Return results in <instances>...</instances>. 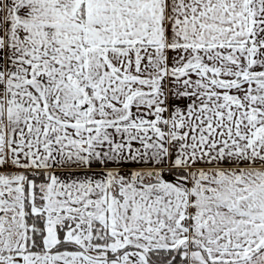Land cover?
Masks as SVG:
<instances>
[{
  "label": "snow or ice",
  "instance_id": "obj_1",
  "mask_svg": "<svg viewBox=\"0 0 264 264\" xmlns=\"http://www.w3.org/2000/svg\"><path fill=\"white\" fill-rule=\"evenodd\" d=\"M0 264H264V0H0Z\"/></svg>",
  "mask_w": 264,
  "mask_h": 264
}]
</instances>
